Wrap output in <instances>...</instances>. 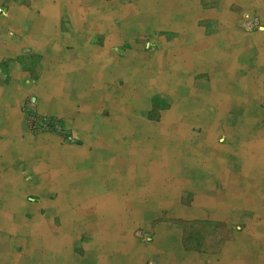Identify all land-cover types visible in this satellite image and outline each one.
I'll return each mask as SVG.
<instances>
[{
	"label": "crops",
	"instance_id": "crops-1",
	"mask_svg": "<svg viewBox=\"0 0 264 264\" xmlns=\"http://www.w3.org/2000/svg\"><path fill=\"white\" fill-rule=\"evenodd\" d=\"M28 97L78 142L32 132ZM151 162L191 180L170 210L226 231L190 255L162 232L151 264H264V0H0V264H144L128 227L165 202L146 199Z\"/></svg>",
	"mask_w": 264,
	"mask_h": 264
},
{
	"label": "rangeland",
	"instance_id": "rangeland-1",
	"mask_svg": "<svg viewBox=\"0 0 264 264\" xmlns=\"http://www.w3.org/2000/svg\"><path fill=\"white\" fill-rule=\"evenodd\" d=\"M158 3H161V2H158ZM149 4L155 5V3H149ZM172 6L174 8H178L180 6V4L177 2H174V3H172ZM143 7H144L143 12L145 14H142V16L146 17V18H144L145 19L144 23L148 22L149 20L151 22L153 20H155L156 17L154 16V12H156V8L154 6H151L153 8H150L147 5H143ZM175 15H177V14L175 13ZM142 19H143V17H142ZM141 22H142V20H141ZM145 25L146 24H144V26ZM150 25H151V23L148 24L147 27H149ZM138 27L141 28L143 26L141 25V23L137 22V28ZM95 40L97 43L98 38L96 37ZM111 43H112V40H110L104 44H106L105 46H107L108 44H111ZM102 51L105 52V50H102ZM145 91H146L145 93L148 94V91L147 90H145ZM26 102H27V104H26L27 108H30L36 114L43 115V116L52 115V114H43V113L39 112L35 101L31 97H28ZM138 112L139 111L137 109L136 114H133L132 117H130V119H135V120H138V122H139L141 117L139 116ZM52 116L59 118L58 116H55V115H52ZM168 120L169 121H167L166 118H164V119L162 118L161 122L163 124L169 123L172 128L181 124L180 121L179 120L176 121L175 118L171 119V117H170V118H168ZM60 122H61V130L60 131H52L51 129L35 130L29 126L28 127L30 130H32V132H39V131L40 132H42V131L43 132H49L51 134L62 136L63 137L62 139L65 141L78 142V139L74 138L75 134L67 132V130L65 129V126H64V121L62 119H60ZM139 123L141 125L144 124L143 120H140ZM133 128H135V124L130 123L127 127V131H132ZM155 130L157 133L158 132V126ZM162 130H163V128L161 127V131ZM103 135L104 134H100V135L95 134V136L91 137V138L88 136V137H86L87 143H91V141L94 142L95 140H100L99 142H104V141L110 140V138H105ZM149 136L152 139H154L156 137L155 132L152 130V128H150ZM123 139H125V138H122L121 136L119 137V135L116 138V140H120V141ZM143 140H144L143 134H138L137 132H130L128 134V137H126V141H128L129 147L131 146V149H130L131 155L130 156H132V154H136V155L141 156V153L139 152V150L142 149L140 147V142ZM79 142H82V141L79 140ZM157 144H158V140H157ZM119 155H118V157L122 156L121 154H119ZM162 157H163V159H167V155L165 154V151L163 152ZM129 160L136 163V165H138L137 159L130 157ZM87 163H89V162L87 161ZM141 165L142 164L138 165V167L140 168ZM161 166L165 167V166H167V164L162 162ZM144 167L147 169H150L149 172H151L150 173V179H148V180L146 179L147 181H151V183L146 185V199L148 200V199L153 198L155 196L156 200L165 201L162 204L157 202V206H158L157 209H155V210L148 209L147 211H145V214L147 217L142 219V217L140 216L139 217L140 219L137 218L138 219L137 222L131 223L128 227V231L134 237V239L146 248L145 254L147 256L150 254V256L148 257V259L145 261L144 264H151V262L152 263L157 262L156 260H159L160 256H161V258H163V256L165 255L164 253L169 252V248L167 249L168 246H166V247L163 246V243L165 244V241H163L164 238L161 236V234H162V232H165L164 235H167L166 232H168L170 230L175 232V242L174 243L177 244L178 247L186 255L189 253L190 254L195 253V252H193V250H191L192 248L194 250H197V251L203 250L204 248H206V246H209V245H207V243H209V242H210V244H212V246L214 244H216V246L219 247V250H218V252H219L221 247H222L221 245H219V243H222L224 241L226 231L221 227H217L216 225H218V223L213 222L211 224L213 229L210 230V228L208 226L209 225L208 222L204 221L203 218H202L203 220H190L191 218L190 219L185 218L184 214L187 215V213H185V211H183L179 214L177 213L178 215H180V216H178L174 212V209H173V211L170 210V209H172V207L170 206L171 203L169 202L170 200L172 201V203H175L178 206H180L179 208H181V209L182 208L189 209L192 207V204H193V201H189L191 198L186 197L185 195L181 196V194H180V190L182 188L188 187V184L190 186L192 184L191 180H187V177H189V175L186 176L184 166L180 170L177 171V173H176L177 175L174 178H171V175L167 176L168 175L167 173H165L163 170H160L161 169L160 165H156L155 163L145 164ZM129 168H130L131 172H129V170H128L127 174L129 173L130 176L135 174L136 172H138L135 169H133V167H131V166H129ZM120 169L123 170L124 168L121 167ZM142 170L143 169H141V171ZM152 172H154V176H152ZM158 172H161L162 176H160V177H162V179L156 178L158 176ZM167 172L170 173L169 171H167ZM165 177H167V178H165ZM124 183L125 182L123 180L119 185H116L114 187V189L121 188ZM137 184H138V182H137ZM93 189H96V190L99 189L100 190V186L93 187ZM130 190H132V188ZM95 192H96L95 193V195H96V194H98L97 192H99V191H95ZM164 196H167L168 198L164 197ZM84 197L85 196H83L82 198L79 197L76 205L79 206L80 202L84 199ZM87 200L91 201L92 199H91V197H88ZM94 200H95V197H94ZM167 202H168V204H167ZM193 208L196 209L195 206H193ZM243 215L251 217V215L248 214L247 212H243ZM101 225H103V224L101 223ZM238 227L240 228L239 230H241L242 224L238 225ZM41 230L42 229H35V233H36V231L41 232ZM101 231H103V229L100 228V232ZM35 233H34L33 237H35V239L40 240V242H41L42 236L40 234H35ZM31 236H32V234H31ZM100 237L103 240H105V237H103L102 235ZM122 237H123V235H122ZM152 250H153V253H152ZM207 252L210 253V252H215V251H214V248L212 247L210 250L207 249ZM240 256H241L240 257L241 261H239L240 263H243V260L249 259V257L245 258V256H243L241 254H240Z\"/></svg>",
	"mask_w": 264,
	"mask_h": 264
},
{
	"label": "built area",
	"instance_id": "built-area-1",
	"mask_svg": "<svg viewBox=\"0 0 264 264\" xmlns=\"http://www.w3.org/2000/svg\"><path fill=\"white\" fill-rule=\"evenodd\" d=\"M27 113L29 114V126L35 130H45L51 129L52 131L61 130L60 118L54 117L52 115L43 116L38 115L30 108H27Z\"/></svg>",
	"mask_w": 264,
	"mask_h": 264
},
{
	"label": "bare ground",
	"instance_id": "bare-ground-1",
	"mask_svg": "<svg viewBox=\"0 0 264 264\" xmlns=\"http://www.w3.org/2000/svg\"><path fill=\"white\" fill-rule=\"evenodd\" d=\"M106 9V8H105ZM106 15V14H105ZM139 28V27H138ZM109 29V28H108ZM130 107V106H129ZM133 115V114H132ZM138 153V152H137ZM106 161V160H105ZM114 162V161H113ZM131 172V171H130ZM93 190V189H92ZM90 197V196H89ZM165 197V196H164ZM102 198V197H101ZM113 198V197H112ZM155 202V201H154ZM95 203V202H94ZM90 204V203H89ZM62 207V206H61ZM113 207H114V205H113ZM109 209V208H108ZM115 209V208H114ZM42 232V231H41ZM164 237H166V235H164ZM38 249V248H37ZM224 260H225V258H224Z\"/></svg>",
	"mask_w": 264,
	"mask_h": 264
}]
</instances>
